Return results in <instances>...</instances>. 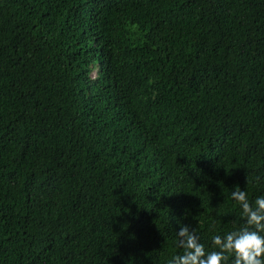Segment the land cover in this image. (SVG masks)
<instances>
[{"label":"trees","instance_id":"obj_1","mask_svg":"<svg viewBox=\"0 0 264 264\" xmlns=\"http://www.w3.org/2000/svg\"><path fill=\"white\" fill-rule=\"evenodd\" d=\"M264 194V0H0V264H168Z\"/></svg>","mask_w":264,"mask_h":264},{"label":"clouds","instance_id":"obj_2","mask_svg":"<svg viewBox=\"0 0 264 264\" xmlns=\"http://www.w3.org/2000/svg\"><path fill=\"white\" fill-rule=\"evenodd\" d=\"M239 204L244 226L224 233L213 234L211 250L206 248L197 230L183 224L176 231L178 247L168 264H264V194L250 201L239 185L231 191Z\"/></svg>","mask_w":264,"mask_h":264}]
</instances>
